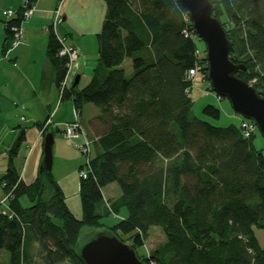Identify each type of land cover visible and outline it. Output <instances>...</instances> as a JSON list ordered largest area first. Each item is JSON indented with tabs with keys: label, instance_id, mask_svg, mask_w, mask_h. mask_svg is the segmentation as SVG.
Masks as SVG:
<instances>
[{
	"label": "trees",
	"instance_id": "1",
	"mask_svg": "<svg viewBox=\"0 0 264 264\" xmlns=\"http://www.w3.org/2000/svg\"><path fill=\"white\" fill-rule=\"evenodd\" d=\"M102 1L97 63L86 86L76 91L72 82L61 91L65 59L57 55L52 24L46 47L60 98H71L78 114L85 104L98 111L91 120L93 137L87 134L91 173L79 180L81 217L68 210L51 171L22 182L14 162L21 130L0 176L10 193L5 213L0 207V252L8 255L0 264H83L76 255L83 229L108 230L135 250L152 227L164 241L136 253L145 264H264L255 233L264 231V146L254 145L255 133L244 137L239 124L214 126L192 116L184 74L202 64L199 74L207 81V64L186 11L177 0ZM209 1L232 44L229 59L244 65L235 75L264 97V0ZM35 2L27 0L25 8ZM23 6L1 20L3 51L24 21ZM127 59L129 77L121 66ZM202 114L218 119L220 110L206 105ZM111 183L120 194L106 199L102 189ZM108 216L117 218L111 226L101 222ZM32 242L37 263L27 253Z\"/></svg>",
	"mask_w": 264,
	"mask_h": 264
},
{
	"label": "crops",
	"instance_id": "2",
	"mask_svg": "<svg viewBox=\"0 0 264 264\" xmlns=\"http://www.w3.org/2000/svg\"><path fill=\"white\" fill-rule=\"evenodd\" d=\"M22 1L0 0V21L3 19L2 11L16 10ZM57 7L60 10L61 22L56 24L55 34L64 37L66 42L76 47L80 54V66L76 71H72L70 84L76 76L78 82L80 79H86L80 88L82 89L91 80L92 71L97 63L96 34L100 30L105 14V5L102 0H36L33 15L20 25V41L5 51L2 49L5 39L3 23L0 22V117L6 121V127L12 130V134L16 132L18 134L24 130L25 141L20 179L26 185L35 179L38 172L43 141L40 129L44 121L50 119L52 123H64L79 119L86 133L93 137L91 120L98 112L97 109H92L90 116L85 118L84 106L86 104L78 114L72 99L68 97H65V100L70 103L66 102V105H62L64 99L60 98L55 69L46 54L48 28L53 22L54 11ZM121 66L127 77L132 75L130 60H124ZM85 69L88 73L87 78L84 76ZM66 86L70 87L71 85L68 86L66 82ZM76 91L78 90L76 89ZM31 124L35 128L29 131ZM50 129L54 131L55 128L50 125L47 131ZM55 132L59 131L55 130L54 134ZM31 135L30 139L27 138ZM80 166L81 164L78 169ZM52 176L63 192L68 210L75 218L79 219L81 206L79 212L72 210L67 202L65 188L55 178V175L52 174ZM105 187L110 189V194L105 195L104 198L115 199L119 196L120 191H117L119 188L115 183ZM76 189L79 192V184ZM125 214V210L121 209L118 216L123 218ZM37 251V244L30 243L27 253L33 263L38 262ZM2 252H0V262H7L8 259L6 260V256Z\"/></svg>",
	"mask_w": 264,
	"mask_h": 264
},
{
	"label": "water",
	"instance_id": "3",
	"mask_svg": "<svg viewBox=\"0 0 264 264\" xmlns=\"http://www.w3.org/2000/svg\"><path fill=\"white\" fill-rule=\"evenodd\" d=\"M177 1L186 11L195 36L204 44L206 80L210 90L217 97L226 99L236 115L252 121L264 141V97L250 83L235 75L236 71L244 70V65L229 59L232 44L220 22L213 17L210 1ZM77 84L76 76L73 86ZM53 139L54 131L51 129L43 135L39 173L51 171ZM76 255L83 264H145L134 248L103 229L90 231L83 242L79 240Z\"/></svg>",
	"mask_w": 264,
	"mask_h": 264
},
{
	"label": "rangeland",
	"instance_id": "4",
	"mask_svg": "<svg viewBox=\"0 0 264 264\" xmlns=\"http://www.w3.org/2000/svg\"><path fill=\"white\" fill-rule=\"evenodd\" d=\"M58 28H60V25H58ZM74 38H76V36H74ZM75 42H77V39H75ZM197 44L200 48H204V44L201 41H198ZM84 76L85 78L88 77V73L86 72V69L84 71ZM68 78L69 80L67 81V85L70 86L71 77L69 76ZM202 79H203L202 75L200 74L196 75L193 78V84L189 92V97L191 99V108H190L191 111L190 112L192 116L198 119L205 120L214 126H225L230 123L238 124L239 116L233 112L229 102L223 98L219 100L217 96L215 95V93H213L209 89L208 82ZM85 80L86 79L79 80L78 85L76 87L77 90H79L83 86ZM66 102L67 100L64 99L62 102V105L65 104ZM67 103H70V102H67ZM206 105H214L220 110V116L218 119H212L202 114V108ZM92 109L96 110L97 108L93 104H86L84 106L85 118H88L90 116ZM6 124H7L6 121L2 117H0V176L6 168L8 153L11 149V146L19 134V133L17 134V132L12 134L11 133L12 130L8 129L6 127ZM29 128L30 129L28 130L31 131V129L35 128V126L31 124ZM54 135L55 136L53 139V148H52L53 159H52L51 173L55 175V178L65 188L67 202L72 208V210L75 212H79V208H80L79 199L80 198H79V192H77L76 188L80 180L78 166L79 164L83 163V157L78 148V146L81 144V140L79 138H73L70 140L65 139L62 136V133L60 131L55 132ZM31 137L32 135L28 136L27 138L30 139ZM24 141L25 139H23V141L21 142L22 145L20 144V147L15 156L14 162L17 167H20L22 164L23 152H24L23 151ZM253 142H254V145L258 148L264 146L263 138L261 137L258 130H256L255 132V137L253 139ZM102 194L103 196L109 195L110 189L108 187H104L102 189ZM4 195H5L4 189L0 186V200L2 199ZM21 201H24V199H21ZM115 221H117V218L113 216H108V217H104L101 219V222L106 226L113 225ZM89 232L90 230H87V229L82 230L83 236L80 239L81 242L84 241L85 235H87ZM255 233H256L259 243L262 246H264V231L258 230V231H255ZM124 238L126 237L124 236ZM163 241H164V236L162 235L159 228L152 227L149 230L148 236L145 239L143 246L137 247L135 249L136 253L138 255H142L144 252L146 253L150 252L151 250L156 248L158 245H160ZM2 253L3 255L6 256V260H7L8 259L7 253L5 252H2Z\"/></svg>",
	"mask_w": 264,
	"mask_h": 264
},
{
	"label": "built area",
	"instance_id": "5",
	"mask_svg": "<svg viewBox=\"0 0 264 264\" xmlns=\"http://www.w3.org/2000/svg\"><path fill=\"white\" fill-rule=\"evenodd\" d=\"M24 8L26 7L27 0H23ZM35 11V4L31 6L30 8H25V10L22 13V17L24 20L30 18ZM1 16L3 19H10L15 16V11L11 9H6L1 12ZM188 19V16H187ZM61 22L60 18V10L59 7H57L54 11V19L52 22V28L55 29L56 24ZM55 31V30H54ZM194 39H198L194 32H193ZM57 40L60 44L57 55L59 57H62L65 59V75L61 83V91L66 85V82L68 80V77L71 76L73 70H77L80 66V54L76 47L73 45H70L66 42L64 37L57 36ZM20 41V29L15 30L12 46H15ZM195 55L197 57L201 56V50L199 48H196L194 51ZM206 65V61L204 63ZM203 68L202 64H196L192 68H189L185 74H184V80L186 82H189L192 86L193 84V78L198 75ZM60 91V93H61ZM220 97H218L219 99ZM239 116V115H238ZM242 135L246 138H248L250 135L254 134L257 130L256 125L247 119H244L239 116V122H238ZM52 126V128H57L61 133L62 136L65 139H73V138H79L81 140V144L78 146L81 155L83 157V163L82 168L79 170V177L82 179H85L88 174L91 173V169L89 166V160H90V144L91 141L87 136L86 131L81 126V124L77 121H71V122H64V123H52L50 119H47L42 128L40 129V134L43 133L45 129L48 128V126ZM10 193H6L2 199L0 200V207L2 208V213H5V210L8 209L7 207V199L9 197ZM12 214L10 213L9 216Z\"/></svg>",
	"mask_w": 264,
	"mask_h": 264
},
{
	"label": "bare ground",
	"instance_id": "6",
	"mask_svg": "<svg viewBox=\"0 0 264 264\" xmlns=\"http://www.w3.org/2000/svg\"><path fill=\"white\" fill-rule=\"evenodd\" d=\"M187 71V70H186ZM186 82V81H185ZM188 83V82H187ZM76 197V196H75ZM74 199V198H73ZM71 203V202H70ZM75 203V202H74Z\"/></svg>",
	"mask_w": 264,
	"mask_h": 264
}]
</instances>
